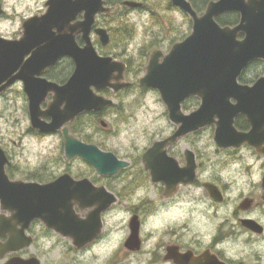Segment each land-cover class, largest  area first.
<instances>
[{"label": "water", "instance_id": "water-1", "mask_svg": "<svg viewBox=\"0 0 264 264\" xmlns=\"http://www.w3.org/2000/svg\"><path fill=\"white\" fill-rule=\"evenodd\" d=\"M173 7L178 8L192 21L191 34L182 42L174 44L166 55L159 50L151 54L145 68L147 75L140 79V84L156 90L164 101L171 123L177 126L176 131L163 141L155 142L142 157L145 168L150 172L153 183H163L166 191L174 189L178 184H189L196 176V164L193 153L186 152V165L178 168L175 160L168 156L167 148L189 134L196 133L206 127L215 126L214 143L220 149L238 148L247 145L264 155V77L258 78L252 85L239 83L238 79L249 64L264 62V0H221L219 4L210 1L200 15L188 0H170ZM127 8H140L137 1L123 3ZM81 9H87L83 20L70 28V32L82 30V50H79L71 35H64L63 30L68 22L74 21ZM235 12L239 14V22L235 26H221L216 18ZM106 3L101 6L99 0H52V7L47 15L39 21L31 20L25 24L27 28H42L43 32L28 31L25 43L46 42L40 48L41 56H34L33 62L42 60L44 66H53L58 59L67 56L73 59L75 69L63 87L46 84L45 87L33 89L29 96V118L31 127L45 133L63 131L64 155L68 161L80 157L99 175L113 176L129 166L118 162L114 155L99 151L96 146L82 143L69 135L64 127L72 123L78 116L102 110L112 106V101L97 96L93 88L104 89L113 69H116L120 81L124 80L125 66L111 58L97 56L91 42L95 18L99 14H110ZM53 29H59L60 36L53 35ZM103 46L109 43L105 29L94 30ZM37 38H41L39 41ZM4 56L2 64L8 68L15 62L13 43L2 42ZM165 60L157 64L156 59ZM93 87L89 88V85ZM129 83L117 85L115 92L128 88ZM49 89L56 91V102L47 112H41L39 104ZM203 98H202V97ZM234 97L238 104L232 106L228 97ZM196 97L199 107L185 114L182 104L189 98ZM67 100L64 111L59 104ZM213 115L219 120H213ZM41 116H51L50 122ZM243 116L249 124L248 132H239L234 127L236 117ZM103 124V123H102ZM104 126V125H103ZM163 148V151L161 149ZM7 158L0 149V199L4 207L14 209L11 220L0 217V236L11 235L6 245H0V259L7 254L16 253L31 247L33 239L26 236V231L34 221L59 235L69 239L76 250H83L101 235L103 225L101 214L115 203L112 194L101 188L93 187L86 179L74 180L68 174L57 177L45 185L23 182H9L5 176L4 166ZM209 195L220 201L219 192L212 185H205ZM75 198L81 208L97 204L86 221L79 220L76 210L69 201ZM87 214V213H86ZM21 223V231L15 224ZM131 235L124 242L129 252H138L141 247L140 223L132 217L129 222ZM6 264H40L39 260L13 258Z\"/></svg>", "mask_w": 264, "mask_h": 264}, {"label": "flooded vegetation", "instance_id": "flooded-vegetation-1", "mask_svg": "<svg viewBox=\"0 0 264 264\" xmlns=\"http://www.w3.org/2000/svg\"><path fill=\"white\" fill-rule=\"evenodd\" d=\"M128 1H134V0H128ZM135 1L141 3L142 7L134 8V9L143 11L145 8H148L149 11H152L148 3L149 0H135ZM23 2H26L30 4L31 6H37L35 10L37 15L31 16L27 21H25L22 31H24L26 34L28 31L35 32V30L40 33L43 32L44 31L43 27L42 28H36V27L27 28L25 26V24L31 20H35L36 22L40 20L39 13L43 11V7L41 6L40 0H23ZM106 6L110 8L111 15L110 14H102V15L99 14L96 16L93 30L90 34L92 46L98 57L111 58L113 61L121 63L125 66L124 73H123L124 80L121 81V84L129 83L130 86L128 88L121 89L117 92H115L110 87L104 88V89H98V90L93 88L92 90L97 96L103 97L104 99H107V100H111L113 103L114 98L116 97L121 98L123 94L129 92L132 88L135 87V85L127 81V78H129V75L127 73H128L130 62L128 60L126 51L120 50L121 45H124V44L126 45L127 37H131L133 31L131 32L129 28H123L117 32L115 29H113L110 26V21L114 19L115 17L120 16L122 14V11H129V10H132V8L125 7L123 3L121 2V0H106ZM118 10H122V11H118ZM154 13L155 12H153V15ZM4 15H6V13L0 14V37L5 36V34H3L2 32V23L4 21ZM82 20H83V16L78 15L76 19L73 21V23L76 24V23L81 22ZM98 28L105 29L109 37V43L105 46L101 44L99 37L94 32V30ZM26 34L21 42L12 44V46L14 47V52L12 54L14 55L16 59H15L14 64L8 68H4L2 64V58L4 56L2 48L4 44L0 42V122L2 121L4 117L3 113L5 109L4 108L5 102L9 105L11 104L12 100H19L21 103V106H19L20 110L24 113L23 115L25 117V118L23 117L24 128H21L22 130H24V133L26 131L30 132L32 135L41 138V141L53 135L59 136L60 143H61L62 150H63V155H64V135H63L62 129L58 130L55 133H45V132H41L39 130L33 129L31 127L30 118H29V96L32 95L33 89H35L36 87L39 88L40 86L41 88H43L45 87L46 84H55L58 87L65 86L74 72L75 63L72 58L67 57V56L61 57L60 59L57 60V62L53 66H50V67L44 66V62L41 59L36 62H33L34 56L39 57L42 55V52L40 51L41 47H39L41 43H32V44L25 43L24 40H26ZM37 40L41 41L42 39L37 38ZM114 41L116 45H114L113 43ZM173 45L174 44H172V46ZM76 46L79 50H82L84 48L85 44L83 42L82 35L77 39ZM33 47L37 48L36 52L33 51ZM113 47H117L118 51L116 49H113ZM152 52H150V54L148 55L147 65L149 63ZM163 55H166V54H163ZM35 76L36 78H34ZM260 77H264V74H261L260 76H258L256 80ZM256 80H254V82ZM254 82L250 84H246V85H252ZM138 83H139L138 88L140 87V89L144 90L145 88L149 90L147 87L140 84V80ZM144 91H140L139 93L143 94ZM189 99H187L186 101H188ZM194 99L195 98H192V100ZM186 101L183 104H185ZM122 110H124L123 106H120V105L114 106L112 104V106L106 107L102 110L82 114L78 116L77 118H75V120L72 123H68L64 127L68 129L69 135L73 136L75 139L79 140L82 143L96 146L99 149V151L104 152V153H110L114 155V157L117 159L118 162L124 161L128 163L129 166L121 171H118L116 175L102 176V175H99L90 165L85 163L80 157H75L71 161H68L64 155V158L67 161V163H70L73 160H77L79 164L83 166L87 171L85 174H81L80 176L73 177L70 174V172L66 169L65 172L60 174L59 176L68 174L74 180H77V181L86 179L93 185V187H96V188L103 187L106 190V192H108L109 194H112L115 197L116 199L115 203L111 204L109 209L101 214V221H102L103 229H104L103 217L105 216V214L112 211L114 209L113 208L114 206H125L126 207L125 209H130L133 212L132 217L136 216L140 223L141 247L138 252L142 253L145 251L146 248L151 246L148 240V235L150 236L153 232L151 234L148 232H145L144 223H145V217L149 213H152L156 210V206L153 203V201H157L160 199L171 200L173 197L179 196L182 192H184L186 188H194L201 183V181L198 180V176L201 172V167H202L200 161H202L206 156L198 152L194 146H190V145L186 146L183 150L179 149L180 146L182 145L184 147L185 145H183L182 143L185 142L188 144L187 141L190 137H195L199 134H202L205 131L209 132L210 136H212L211 140L214 141L215 126L206 127L204 129L199 130L196 133H192L181 139H178L175 144L167 148L168 156L175 160L178 168L185 167L186 152L189 151L193 153L194 158H195V164H196V176H195V179L191 183L186 184V185L178 184L174 189H171L170 191H166V186L163 183H153L151 181L150 172L145 168L143 161H142V157H143V154L155 142L163 141L169 136H171L176 131L177 126L170 135H167L164 138L157 139L156 141L152 142L145 149L142 155L137 156V158L136 156L133 157L132 155L119 156L118 153H116V151L107 149L105 146H103L102 143L100 144V141L96 143L92 141V139H90L91 136L88 134L87 130L91 128L92 124L93 126L97 125L99 130L105 131L104 129L105 124L104 122H102L101 118L108 114L111 115V117L113 118L114 113H118L119 115H121ZM42 119L46 122H49L48 117H43ZM238 121H240L242 125L239 124L238 126L237 124ZM234 127L239 132H248L250 129L247 120L243 116H239L235 118ZM17 137H18L17 141H19L20 134H18ZM13 144H17V143L14 142ZM11 148H12V145L8 143L7 141H5L3 139V135L0 134V149L4 152L7 158V163L4 166V172H5V176L7 177L10 183L11 182H23V183H34L38 185H45V184L52 182L53 180L57 178L56 177L52 179L51 175L46 174L47 167L45 165H43L39 170L35 172H28L23 169H18L13 163V160H12L13 154H11ZM246 149L253 152L254 157H258L259 159H264L263 154L258 153L257 151H255L254 148H251L247 145H242L241 147H238V148L230 147V148L221 149V150L222 151L231 150L239 154L240 151L246 150ZM231 165L232 164H229L228 167L232 168ZM22 171H26L25 174H23ZM212 179H213V182L206 183L203 185L204 187L203 196L207 199H210L212 201V205L217 208L224 207L228 205L229 203H231L229 202V194L227 190L228 184L225 183V181L220 180L215 174L213 175ZM205 185H212L213 187L217 189V191L219 192L218 197H220V201L213 199L209 195ZM138 186L142 187L144 190L143 195L136 197L137 199L141 200L142 203L138 207H133L129 204V200L133 197V194L135 193ZM120 197H123L125 201L120 202V199H121ZM232 204L236 205V211L234 213V216L238 219V223L235 226H233L231 223H226L222 225L219 229V235L215 239L219 240V239L224 238L227 235H231L234 230H240V231L247 232L253 237L264 236V229L258 226L254 221L250 219H239V217L245 216L249 213H257V214L264 213V200H261L260 197L256 194V192L253 191L251 193H246L245 195L240 196L239 202H232ZM169 210L171 211V209ZM76 212L80 215H85L87 213V211H84L81 213L78 209L76 210ZM129 222L127 224L128 230H129ZM37 225L43 226L41 222L34 221L31 223L29 229L26 231V236L31 237L33 239L31 247L35 243L34 235H31V234ZM44 229L46 228L44 227ZM103 229H102L101 235L98 237V239L95 242L99 241L100 237L104 236ZM49 232H52V231H49ZM181 233H183V229H177L175 232H169L166 234L161 233L158 236L155 247L158 249L163 248L164 252L163 253H160V252L153 253V260L151 264H230V262L225 261L223 255L221 253H218L215 248H212L210 245L206 246L196 241L195 239H189L186 233L184 234H181ZM31 247L27 249H30ZM181 248L184 249L183 252L179 251V249ZM27 249L20 250L16 253L7 254L4 257V259L6 260V263L15 257L22 258L25 260L32 258V256L27 257V258L20 256V254H23L24 251H26ZM131 253H137V252H131ZM194 257H196L195 260L193 259Z\"/></svg>", "mask_w": 264, "mask_h": 264}, {"label": "clouds", "instance_id": "clouds-1", "mask_svg": "<svg viewBox=\"0 0 264 264\" xmlns=\"http://www.w3.org/2000/svg\"><path fill=\"white\" fill-rule=\"evenodd\" d=\"M40 2L43 11L39 13V19H42L51 9L52 0H40ZM99 2L103 6L106 0H99ZM121 2L125 3L127 0H121ZM169 2L170 0H158L160 7L166 10ZM212 2L213 4H219L221 0H212ZM243 2L244 4H248L249 0H243ZM4 13H7L10 22L14 24V29L12 33L0 37V42H21L26 34L22 31L25 21L31 16L37 15V13L30 4L23 2V0H0V14ZM86 13L87 9H81L77 14L84 16ZM176 19L183 22L184 17L179 11H174L169 16L170 26L173 28L175 25L171 24V22ZM137 21H141V23L137 24ZM75 25L77 24H74L71 19L68 22V26L64 28L63 34L71 35L76 44L77 39L81 35L84 36V32L82 30L70 32V28ZM110 26L117 32L123 28H131L133 32L137 33L134 37V48L142 46L140 43L141 40H148L151 34L157 33L161 27L156 22L153 12L149 11L148 8H145L143 11L137 9L122 11L120 16L110 21ZM61 34L59 29H53V35L60 36ZM45 44L46 42H41L39 47H44ZM33 51L36 52L37 48L33 47ZM133 59L136 63L141 62L139 56ZM165 60L162 61L157 57L156 63L163 64ZM146 75V71L140 73L142 78ZM117 85H121V81L117 70L113 69L105 87H110L115 90L117 89ZM91 87L93 85L90 84L89 88ZM56 96L57 93L53 89H49L46 92L38 106L42 110L41 112H47L49 110L56 102ZM135 98V96H129L121 100L119 97H116L113 99V105L124 106L129 100ZM158 103L160 104L159 111L152 114H145L147 110L144 108H141L138 112H133L131 108H124V119L116 127L111 129L113 135L108 141L110 145L120 152L131 154L143 148L158 135H165V130L170 129L171 124L165 118L167 109L164 101L158 100ZM228 103L235 106L238 104V100L230 96L228 97ZM67 105L68 101L63 100L58 106L59 110L64 111ZM118 117V113L113 114L114 119H118ZM40 118H43V116ZM212 118L215 121L219 120V116L217 115H213ZM52 119L51 116H48V121L51 122ZM87 132L88 134H92L93 129L89 128ZM40 141L41 138L27 131L19 139L17 149L12 157L13 163L18 169L35 172L43 166L46 157L54 155V145L48 144V141L44 140V144L47 145L49 150H43L38 148ZM261 147H264V145H261ZM161 151H163V148ZM213 151H216L215 147H213ZM249 155L251 156V154ZM254 161L256 162L255 168L252 167ZM201 165L203 170L198 176V180L201 181L198 186L186 188L184 192L179 196L173 197L171 200L160 199L153 201L156 210L145 217V232L151 234L155 230V234L159 236L161 233L166 234L175 232L177 229H183V233L181 234L186 233L189 239H195L206 246L210 245L212 248H215L218 253L223 255L225 261L230 262V264H264V236L253 237L247 232L234 230L231 235H227L219 240L215 239L219 235V229L222 225L231 223L235 226L238 223V219L234 216L236 205L229 203L224 207L217 208L212 205L210 199L203 196V185L213 182L212 178L215 174L220 180H224L228 184L230 200L236 199L239 202L240 196L253 191L256 192L261 200H264V159L253 157L245 160L243 153L238 154L237 159L232 163L231 167L243 170L244 182L236 180L229 183L226 181L224 171L215 165V162L211 159L207 163L202 160ZM143 192V188L138 186L133 197L129 200V204L133 207H138L142 201L136 197L143 195ZM69 203L73 208H80L81 211H85L86 209L94 211L98 207L97 204H91L81 208L75 198H72ZM91 211H88L85 215H79V220L86 221ZM14 214L15 210L5 208L3 199H0V217L11 220ZM119 216L122 220L119 230L116 232L109 231L101 241L91 243L90 247L82 251L71 252L69 250L67 257L59 258L57 264H109L113 254L120 248L121 243L131 235V231L126 229V225L132 219L133 212L130 209H122ZM239 219H250L264 229V213H249L239 217ZM14 224L17 231L22 230L23 225L21 223L14 222ZM10 238L11 235L9 233L0 236V245H6ZM44 251L47 253L49 250L44 249ZM145 251L147 252V256L143 264H151L153 253H163L164 249L156 248L154 243L146 248ZM179 251L183 252L184 249L181 248ZM3 255L0 257H3ZM193 259L195 260L196 257ZM0 264H6V260L0 259Z\"/></svg>", "mask_w": 264, "mask_h": 264}, {"label": "rangeland", "instance_id": "rangeland-1", "mask_svg": "<svg viewBox=\"0 0 264 264\" xmlns=\"http://www.w3.org/2000/svg\"><path fill=\"white\" fill-rule=\"evenodd\" d=\"M149 6L154 3V17L156 22H158L161 27L160 30L157 33H152L150 38L148 40H141V45L138 48H134L133 44L135 43L134 37L137 33L133 32L131 37H127L126 45H121L120 50H125L128 60L130 62L129 68H128V75L129 78H127V81L131 84L133 83L135 85L134 88H132L129 92L123 94V96L120 98L121 100L125 99L129 96H135V99H131L128 101L126 105H124V108H131L133 112L140 111L141 108H144L147 110L145 114H152L154 112L159 111L160 104L158 103V100L160 99L159 94L154 90H147L144 88L140 89L138 88L139 80L142 78L140 76L141 72H144L145 66L147 65V59L150 52L153 50H159L163 54H167V52L172 47V44H176L179 42H182L186 37H188L191 34L192 30V23L189 17H187L184 13L177 10L176 8L172 7L167 4V10L160 7L158 0H149L148 1ZM34 11L36 10L37 6H32ZM152 9V8H151ZM174 11H179L181 15L184 17L183 22L181 20L176 19L171 22V24H174L175 27L170 26V20L169 16ZM141 21H137V24H140ZM14 29V24L10 22V19L8 18V15H4V21L2 23V32L3 34H10ZM150 32V30H148ZM114 45L115 41L113 42ZM113 49L117 50V47H113ZM118 51V50H117ZM139 56L140 57V63L134 62V57ZM257 68H253L246 72V76L249 78H253L254 75L257 72ZM140 91H144L143 94H140ZM149 91V92H148ZM18 102V103H17ZM199 100L195 98L194 100L189 99L186 101L185 104L182 105V110L185 113H190L198 108ZM21 103L19 100H12L11 104H7L5 102L4 104V117L2 121L0 122V134L3 135V139L10 143L12 145L11 148V154L14 153V150L17 149V136L20 134V138L25 134L24 130L21 128H24L23 125V117L24 113L20 110ZM25 118V117H24ZM165 118L169 121L168 113L166 110ZM124 119V110H122L121 115H119L118 119H114L111 117V115H106L101 118L102 122L105 124V131L99 130L98 126L91 125V129H93V133L89 134L91 136L90 139L94 142L102 143L103 146H105L107 149H110L112 151H116L119 156L124 155H132L133 157L141 156L142 153L145 151V149L154 141L157 139H161L166 137L167 135H170L176 128L174 124H171L170 129H166L165 135H158L156 138L152 139L147 145H145L143 148L136 152H132L131 154H126L123 152H120L113 148L110 143L108 142L113 135L111 129L116 127L122 120ZM84 122V120H83ZM107 122V123H106ZM92 123V122H90ZM212 136H210L208 131L203 132L202 134H199L195 137H190L188 139L187 143H182L185 145L184 147L181 145L180 150H183L186 146H194L198 152L202 153L204 156H206L203 160L207 163L209 159L215 162V165L219 166L221 170L225 173V180L229 183L239 180L241 182H244V176L242 175L241 169H235V168H229V164H232L237 159L238 153L233 151H222L221 149H218L216 145L214 144V141L211 140ZM45 140L48 141V144L54 145V155H50L45 158L44 164L47 167V175H51V178L54 179L58 177L60 174L64 173L67 169L70 174L73 177L80 176L81 174L86 173V169L79 164L77 160H73L70 163H67V161L64 158L62 146L60 143V137L59 136H50L46 138ZM17 144H13V143ZM213 147H215L216 151H213ZM38 148L43 150H49L47 148V145L44 144V140L40 141V144L38 145ZM219 153V155H217ZM240 153H243L244 159H250L254 157V153L249 150H242ZM239 153V154H240ZM251 154V156L249 155ZM225 161V162H224ZM201 162V161H200ZM253 168L256 167V162L254 161ZM24 170V169H23ZM203 168L201 167V171ZM27 171V170H26ZM26 171H22L23 174H25ZM88 173V172H87ZM89 175V174H87ZM224 181V180H223ZM228 194L230 193L229 187H227ZM120 202H124L125 200L123 197H120ZM240 198V197H239ZM229 202H237L236 199H229ZM114 209L110 211L109 213L105 214L103 217L104 222V229L103 233L104 236L109 232H116L120 229V226L122 224V220L120 219L119 213L122 209H125V206H114ZM127 229V225H126ZM128 230V229H127ZM31 235H34L35 243L30 249H27L24 251L23 254H20L21 257H34L39 260L40 264H57V261L59 258H66L69 254V250L71 252H79L82 250H76L71 241L66 238H62L59 235H56L52 232L47 231L44 229L42 225H37L32 232ZM103 237H100L101 241ZM158 236L155 234V231L153 230V233L149 236L148 240L150 245H153L154 243H157ZM124 240L120 248L115 252L109 261V264H143L145 257L147 256V253L144 252H137V253H131L127 252L124 248ZM98 242V241H97ZM95 243V242H94ZM91 246V245H90ZM44 249H48L49 251L45 253ZM84 250V249H83Z\"/></svg>", "mask_w": 264, "mask_h": 264}, {"label": "trees", "instance_id": "trees-1", "mask_svg": "<svg viewBox=\"0 0 264 264\" xmlns=\"http://www.w3.org/2000/svg\"><path fill=\"white\" fill-rule=\"evenodd\" d=\"M188 1L190 2L193 9L197 13L200 14L205 10L206 5L212 0H188ZM169 5H171V4L169 3ZM150 7L152 8V10H154V3H153V6L150 5ZM216 22L218 24H220L221 26H235L239 22V15L235 12H230V13L224 14V15L216 18ZM129 29L132 32L131 28H129ZM253 68H257L256 71H260V72H257L253 78L247 77L245 75L246 72L253 69ZM261 74H264V62H261V61L253 62V63L249 64V66L241 74V76L239 77V82L242 84H250V83L254 82V80H256V78L258 76H260ZM237 124L239 126V124H241V122L238 121Z\"/></svg>", "mask_w": 264, "mask_h": 264}]
</instances>
